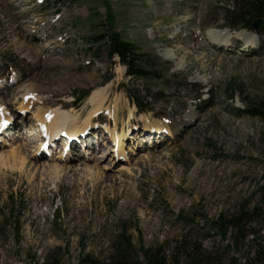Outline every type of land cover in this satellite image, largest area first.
I'll return each instance as SVG.
<instances>
[{"label": "rangeland", "instance_id": "1", "mask_svg": "<svg viewBox=\"0 0 264 264\" xmlns=\"http://www.w3.org/2000/svg\"><path fill=\"white\" fill-rule=\"evenodd\" d=\"M237 2L0 0V111L12 122L0 149L7 156L14 143L24 158L0 165V264L105 263L126 238L136 252L160 248L170 264L193 249L209 264H257L264 213L247 223L252 238L230 249L231 233L222 239L211 227L260 205L264 187V34L261 23L230 30L225 9ZM106 30L153 61L148 79L108 58ZM247 30L243 47L236 32ZM169 52L173 62L161 57ZM97 89L103 104L73 139L75 157L53 158L64 132L49 158L37 157L32 114L59 110L79 126ZM253 108L258 117L247 115Z\"/></svg>", "mask_w": 264, "mask_h": 264}, {"label": "trees", "instance_id": "2", "mask_svg": "<svg viewBox=\"0 0 264 264\" xmlns=\"http://www.w3.org/2000/svg\"><path fill=\"white\" fill-rule=\"evenodd\" d=\"M225 11L226 17L231 20L229 24L231 30H235L234 27L236 25L241 28L252 30V24H254L255 21H260L262 33L264 34V0H239V2L235 4L232 13L229 12V9H225ZM100 40L105 44L108 58L111 59L116 57L119 64L125 67L127 77L145 80L150 76L149 72L155 69V67L151 66V62L153 61L139 53L138 49L132 43L123 40L119 33L106 30L105 33L100 36ZM130 94L131 93L127 94L129 102L134 104L139 111H147L144 100L142 101L137 95ZM74 95L76 98L82 100L88 93L83 91L80 94L79 91L77 94L74 93ZM260 114L261 109L257 108L250 109L247 113V115L251 117H258ZM260 202V205L254 206L250 212L241 211L237 216L229 219H224L221 216L211 224L212 228L217 229L222 239H225L228 232L231 233L232 241L230 244H227V249H230L233 244L238 245L239 243H243L249 236L252 238L253 233H251V231H246L245 228H247V223L249 221L253 220L255 217H261L264 213V187H260ZM139 255H141V257ZM202 256L203 253L193 249L186 255L183 264H202V258H204L202 259L204 262L209 264L211 256ZM255 260L257 264H264V247L261 245L257 249ZM86 261H88V259H86ZM171 262L170 259L162 254L160 248L156 250H144L143 247H140L139 251L136 252L130 240L126 238L125 244L118 249L107 262L90 264H170ZM46 263L47 261L45 264ZM83 263L84 261L81 262V264ZM50 264H59V262H52ZM175 264H179V262L176 261ZM231 264L239 263L237 259L232 258Z\"/></svg>", "mask_w": 264, "mask_h": 264}, {"label": "bare ground", "instance_id": "3", "mask_svg": "<svg viewBox=\"0 0 264 264\" xmlns=\"http://www.w3.org/2000/svg\"><path fill=\"white\" fill-rule=\"evenodd\" d=\"M231 37H234V36H231ZM231 37L228 38V40H231ZM236 37L237 38H244L243 40H245V43H243V47H245V46L248 47L247 42L252 41L251 35L249 33H247L246 31L245 32L244 31L243 32H236ZM215 40L217 41V38ZM218 42H220V41H218ZM35 53H36V55H39V52L37 50H35ZM161 57L164 58L165 60L170 61V62H173L175 59V57L173 56V53H171V52L164 54V55H161ZM103 92H104V89H97L91 93L87 102H88V105L92 106L93 112H91L89 114V118H87L79 126L77 124V116L71 117L69 113L60 112L59 110H52V111H47V112L37 111L35 114H32V122H33V124L36 123V127L32 126L33 129H32V132L29 133V135H28V141H31L30 138L32 137V134H34V131H36V135L38 136L37 142H38L39 148H41L40 147L41 142L39 143V141L42 138V136H41L42 134L44 135L45 138L48 139L47 131H49V133H51V134L64 131L71 138V140L68 142V153H69L70 150H72V148L75 147V143L73 142V139L78 137L79 134L83 133L85 130H87V128L90 126L92 116H95L100 111L102 104H103V101L99 100L100 99L99 97L102 96ZM35 93L36 92H34V90L32 88H30V89L28 88V89H25V93L23 95H24V97L28 96L27 98L29 99L30 103L32 104L36 99ZM23 95H22V97H23ZM27 98H26V101H27ZM24 102L21 103V106L27 107V105H29V104L24 103ZM67 118H68V120H67ZM3 120H4V115L0 111V136L6 135L7 131H9L8 127H10V123H12L10 120V121L5 122L4 125L2 126ZM42 127L45 128L44 131H42ZM63 129H65V130H63ZM114 130L115 129H113V132H114ZM105 132L112 134V132L109 129H106ZM121 133H122V129H121ZM55 136H56V138H58L59 134H56ZM50 137L51 136H49L48 140L53 139ZM85 137H86V134L84 133V135L80 138L81 140H79L77 138L78 141H81V145L84 144L83 140H85L84 139ZM0 141H2V140H0ZM119 141H120V138H119ZM4 144H7V142L5 141ZM117 146L119 147L117 152H119L120 155H122L121 146L123 147L124 144L121 145V142H120V144H117ZM66 147H67V145H66ZM9 148L11 149V151L8 152L7 156L5 155V153L3 151V149H5V148L0 149V165L5 166L6 164H11L10 160L12 162H15L18 160L20 162H23L24 158L22 157L21 149L18 146L14 145V143H10ZM42 151H44V147L42 148ZM57 153H60V155L59 156L55 155L54 159L62 161V158H65V157H63L64 152L62 150H60ZM39 154L41 156L49 157L47 151L46 152L44 151L42 153H41V151H39L38 156H39ZM85 155H87V153ZM57 164H59V163L58 162L54 163L52 166H56Z\"/></svg>", "mask_w": 264, "mask_h": 264}, {"label": "water", "instance_id": "4", "mask_svg": "<svg viewBox=\"0 0 264 264\" xmlns=\"http://www.w3.org/2000/svg\"><path fill=\"white\" fill-rule=\"evenodd\" d=\"M259 24H260V22H259V21H256V22L252 25V27L258 29Z\"/></svg>", "mask_w": 264, "mask_h": 264}]
</instances>
